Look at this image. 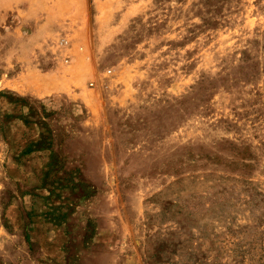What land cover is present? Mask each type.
Returning a JSON list of instances; mask_svg holds the SVG:
<instances>
[{
    "label": "rangeland",
    "instance_id": "1",
    "mask_svg": "<svg viewBox=\"0 0 264 264\" xmlns=\"http://www.w3.org/2000/svg\"><path fill=\"white\" fill-rule=\"evenodd\" d=\"M0 264H264V0H0Z\"/></svg>",
    "mask_w": 264,
    "mask_h": 264
}]
</instances>
